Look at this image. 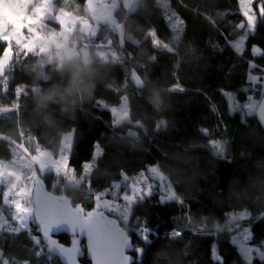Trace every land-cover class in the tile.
I'll return each mask as SVG.
<instances>
[{
    "label": "trees",
    "instance_id": "16d2710c",
    "mask_svg": "<svg viewBox=\"0 0 264 264\" xmlns=\"http://www.w3.org/2000/svg\"><path fill=\"white\" fill-rule=\"evenodd\" d=\"M36 1L39 4L41 0H35L33 7L38 5ZM56 1L77 15H89L85 7L88 0ZM170 3L184 18L183 29H173L159 0H138L133 10L125 5L116 9L126 33L139 43L121 39L109 22H102L90 37V46L81 43L79 49L87 47L89 51L91 47L96 52L100 45L113 47L120 59H104L98 54L103 63L93 64L98 69L94 88L68 101L60 102L57 97L56 102H37L34 85L41 92L50 88L62 91L69 82L70 73L54 63H37L46 60L47 54L17 51L7 67L0 65V109L19 105L0 111V160L11 161L13 145L24 144L30 160L22 167V182L26 168L32 167L33 177L43 176L52 187L55 170L48 167L38 172L41 152L47 151L49 161H59L62 136L75 129L71 162L81 183L56 191L66 192L75 203L91 209L93 196L115 183L120 184L114 189L116 194L130 193L140 172L145 175V186L158 185L152 188L151 196L145 194L142 202L133 206L129 223L123 222L136 247L144 249L141 264H264V256L255 254L253 257L259 258L249 260L234 241L240 230L250 228L249 244L264 250V127L256 110L246 114L231 111L225 95L231 91L241 101L247 102L249 97L261 100L264 89H245L249 87L251 61L256 65L253 74H264V55L252 54L253 45L264 52V17L249 33L241 56L229 43L247 31L239 27L245 18L238 0ZM151 30L169 47L154 45ZM4 47L5 42L0 41V51ZM17 87L22 89L19 96ZM125 94L130 100L131 120L116 123L111 108L101 100L120 104ZM134 121H141V125ZM97 142L102 146V157L82 174V164L91 160ZM218 148L222 155L217 154ZM37 156L40 159H34ZM157 164L174 184L178 199L158 202L164 193L162 185L147 171ZM32 196L33 191L24 203ZM247 209L249 216L230 219L231 212ZM13 211L11 205L0 203V248L8 264H49V260L64 264L57 255H49L33 213L25 231L10 222ZM137 217L147 220L152 229L150 245L134 234ZM173 231L182 235L173 237ZM59 237L65 243L71 238L67 233ZM82 260L91 264L87 257Z\"/></svg>",
    "mask_w": 264,
    "mask_h": 264
},
{
    "label": "snow or ice",
    "instance_id": "6c2138e0",
    "mask_svg": "<svg viewBox=\"0 0 264 264\" xmlns=\"http://www.w3.org/2000/svg\"><path fill=\"white\" fill-rule=\"evenodd\" d=\"M238 3L241 8L242 15L247 21L249 32H254L257 26V21L264 17V0H238ZM255 5V7H253ZM45 15V8L42 5L41 7L37 8L35 10V15L28 14L26 12H21L17 15H14L10 17V22L13 24V26L16 28V31L23 35L24 29L27 27L29 28L33 35L30 39H28L27 43H24L23 40L19 39V37L16 38L17 45L20 46L21 50H29L36 46V42L40 40L41 33L37 28L32 27L34 24H39L40 21L43 19ZM61 24L62 26H67V21L63 18H61ZM244 21H242L239 25L240 28H244ZM175 28L176 25H173ZM153 37H155V32L153 31L150 33ZM248 39V35H242L235 41H229L231 47L234 49V51L241 55L246 50V41ZM0 41L5 42V47L3 51H0V65L7 66L11 62V58L16 55V49L13 47V35H2L0 34ZM154 45H158L160 41L158 39L153 40ZM165 48H167V45H164ZM252 54L253 56L257 55H264V52L261 51V49L255 45L252 46ZM155 59V58H153ZM256 67L254 61L250 62L249 68L247 74V80L249 81L247 87L245 89L246 92L249 90L255 91L257 88L264 89V74H253V69ZM262 72H264V66H261ZM2 74V73H0ZM134 79L137 80L138 83H140V79L138 76L134 75ZM3 89L7 90V84L5 83L3 85ZM22 92V89L17 87L16 89V95L19 96ZM226 100L230 99L232 100L233 97L230 94H225ZM251 99V97H249ZM126 100V98H125ZM19 105H9L6 106L4 109H0V111H8L12 110L13 108H18ZM126 108V102L125 106ZM241 105L239 104H233L231 107V111H236L239 109ZM111 113L113 115H116V109H111ZM129 115L128 111L125 110L122 112L121 115H119V119H124ZM118 122V120H117ZM207 132V130H204ZM129 135H135L134 133H130ZM67 141L66 147L69 149L72 147V137H66ZM217 154L222 155L223 150L218 148ZM44 155L41 153V156ZM102 157V150L99 147V143L97 142L94 145V151L93 156L89 162H84L81 167V173L84 174L88 171L91 163H96L98 158ZM34 159H40L39 156L34 157ZM57 169H64L68 170L71 166V171L75 172V167L72 166L71 162V156L65 157L63 160L60 161H53L52 162ZM43 167V164L41 165ZM147 171L152 174L153 177L156 178L157 181L161 180L162 178L158 175L157 168L156 167H150L147 168ZM16 177V181L7 189H5L3 194V202L5 204L11 205L13 208V213H11V223L12 224H18L22 227L23 230L27 231V228L24 227V225L27 223V221L30 219L33 209L29 206H27L24 203V198L26 196H30L31 189L28 187H19V180L22 179V177L15 172L11 168H5L3 166H0V177H3L4 175ZM144 173H140L139 179H133V187L131 188V194H116L114 192V189L120 188L119 183L113 184L109 189L107 190H101L98 194L93 196V211L89 212L87 214L88 221L81 225V228L87 229V236L81 237L86 241V247L89 249V255L90 258H94V264H141L142 257L144 254V249L137 248L136 246L132 245L131 240H125L123 242H117L111 233V228L109 227V222L106 221V218L104 216V213L102 211H99L101 208L108 210L113 213H119L125 221H127L130 218V207L134 206L138 202H142L145 194L147 196H151L152 194V188L156 187L158 185L156 184H148L145 186L144 184ZM125 181H128L126 178H124ZM90 185V181H89ZM14 195L15 198L9 199ZM111 196V199H105V197ZM103 197V199H102ZM122 201L121 202H118ZM176 200V194L174 192H169L167 197L161 196L159 199V203H164L168 201H174ZM124 205H127L125 207ZM83 211V206L79 205L77 206L76 210L73 211L72 209L68 208L67 206L61 207L60 205H57L55 208H52L49 206L47 202H45L41 209L37 211V217L41 220H43L44 214L46 213H56L59 212L69 218L72 221H75L77 219V214L79 212ZM95 217V219H92ZM136 229H135V235L142 240L146 245H150L152 243V240L149 239L150 236L153 235L151 227H149V224L147 220L141 219L139 217L136 218ZM249 235L245 236V239H251V230L249 228ZM51 235H55L54 233ZM51 235L47 233V231H41L40 233V239L42 240H50L52 245H60V242L58 239H51ZM171 235L173 237L182 235V232L173 231L171 232ZM31 238V237H30ZM35 243V241H34ZM78 242L73 241L71 238L69 239V243L66 246H61L60 251L66 254H69V264H78V259L80 258L77 253L81 251L82 249L77 247ZM127 245V247L125 246ZM39 247V245H38ZM131 250L132 252L136 253V258L133 259L131 257H127L125 253L127 251ZM241 250L251 254L253 252V249L251 247L244 249V246L241 245ZM49 251L51 249L49 248ZM39 255V253H38ZM252 259H257L259 257H250ZM0 264H7V262H0ZM29 264L31 262L29 261ZM49 264H51V260H49Z\"/></svg>",
    "mask_w": 264,
    "mask_h": 264
},
{
    "label": "crops",
    "instance_id": "0c3cea01",
    "mask_svg": "<svg viewBox=\"0 0 264 264\" xmlns=\"http://www.w3.org/2000/svg\"><path fill=\"white\" fill-rule=\"evenodd\" d=\"M35 0H0V34L2 35H13V47L17 51L21 52L20 46L16 43V38L23 40L24 43L28 42L33 35L32 31L29 28L24 29L23 35H20L13 24L10 22V17L17 15L21 12H26L31 15H35V10L42 5L45 8V15L39 24H34L32 27L37 28L41 33V39L36 42V46L32 49L25 51H32L47 54L49 52H55L56 55H62L71 57L73 55L79 54V45L84 43L87 46H90L89 40L90 37L94 36L97 32V27L103 21L100 19L99 15L96 14L101 13L106 8L110 10L112 7L115 10V6H119V2L115 0H88L86 4L87 11L89 13V17L92 19L94 17L97 18V22H93L91 19H86L82 21L84 16L77 15L65 4H58L56 0H41L37 6L33 7V3ZM121 5L126 6V0H121ZM128 8V7H127ZM116 11V10H115ZM61 18L67 21V26L64 27L61 24ZM72 22V23H71ZM75 22V23H73ZM71 32L73 34H71ZM82 32V33H80ZM80 34V41L77 39L76 44L72 45L70 49H63V45L68 44L69 38L75 34ZM83 34V35H82ZM128 33H126V38H129ZM76 36V35H75ZM79 38V37H78ZM12 59V58H11ZM14 151L15 156L12 157L11 161L0 160V166L5 168H11L15 171V169H19L20 173H18L22 177V167L25 163H28L30 160V155L28 150L26 149L24 144H15ZM44 155L41 156L43 167L41 166L39 173L45 172L43 169H47L51 167L57 173V168L55 169V165L52 163L53 161L48 158L47 151L41 152ZM41 164V165H42ZM37 175V174H36ZM16 177L7 176L6 174L3 177H0V203L3 202V194L5 189L9 188ZM36 180V177H35ZM23 187L22 179L19 180V185ZM15 198L14 195L9 199Z\"/></svg>",
    "mask_w": 264,
    "mask_h": 264
},
{
    "label": "rangeland",
    "instance_id": "374dc122",
    "mask_svg": "<svg viewBox=\"0 0 264 264\" xmlns=\"http://www.w3.org/2000/svg\"><path fill=\"white\" fill-rule=\"evenodd\" d=\"M115 1L116 2L118 1L119 2V4H118L119 6L122 3L121 0H115ZM137 4H138V0H127L126 7H128V10H133L137 6ZM159 4L162 5V7L164 8L165 13L167 15V18L169 20L170 25L172 27H173V25H176V27L175 28L173 27V29H175L176 31L179 30V29H183L184 26H185V20L173 8V6L170 3V0H159ZM119 6H115V7H119ZM253 7H255V5H253ZM116 9L117 8H115V10ZM115 10H113L112 7H110V10L109 9L107 10V8H106L104 11H102L101 13H98L96 15L97 16L103 15V16H99L100 19H102L105 22H109L115 28V30L117 32H119L120 38L123 39V38L126 37V30L124 28L123 21L120 20L117 17ZM86 19L88 20V19H91V18L89 16H84V18L82 19V21H85ZM91 20H93L92 24L94 22H97V18L96 17L92 18ZM258 22H259V20L257 21V24H258ZM73 23H75V22H73ZM244 25H245L244 27L247 28V31H246V33L244 35H249L250 32H249V29H248V25H247L246 19L244 20ZM99 29H100V25H98V27H97V30L98 31H99ZM153 31L156 34L155 37L152 36L153 39H158L160 41V43L157 46L162 47V48H165L164 45H167V43L164 40H162V39H160L158 37V35H157V33H156L155 30H151L150 33H152ZM80 33H82V32H80ZM71 34H73V33L71 32ZM128 34L129 35H127V36H129V38L131 40L136 41L137 43H139V41L131 33H128ZM75 35H76V37H79L78 40L80 41L81 40L80 39V34L77 33ZM90 43L91 44H94L92 41ZM95 43L98 44L97 42H95ZM100 46L101 47H97L96 53H98L100 56H102V58H104V59H115V60L120 59V56L118 55V52H116V49H114L113 47L111 49H106L103 45H100ZM255 46L259 47L262 50V48L260 46H258V45H255ZM70 47L71 46H69V44L63 45V49H65V50L66 49H70ZM167 47H169V46L167 45ZM86 49H87V47H82L80 49L78 48V50H80V51L81 50L86 51ZM88 50H91L92 51V48L89 47ZM111 52H114V55L113 56H110L109 55ZM60 57H61V59H63L62 55H60ZM7 66H3L2 65L3 68H5ZM135 74H136V72H135ZM140 82H141V79H140ZM226 94H230L233 97L232 100L229 99L230 100L231 107H232L233 104H239V105H241V107L239 109H237V110L241 111L244 114H246V113H248L250 111L256 110L257 109V106H258V104L260 102V100H257L256 98H251L247 102L241 101V100H239L237 98L236 94L234 92H231V91H226ZM125 98H126V100H125ZM101 101L103 102V104L105 106H107V107H109L111 109H116V115H115V117H116V123H121V122H123L125 120H131V107H130V100H129L128 94H125L124 95L123 100H122V102L120 104H111L110 102H108L105 99H102ZM125 102H126V108L124 107L125 106ZM125 110L128 111L129 115L126 118H124V119H119V115H121L122 112L125 111ZM117 120H118V122H117ZM134 122L137 125H141V121H134ZM132 131L134 132V131H136V129H133ZM75 135H76V130L75 129L72 130V131H68V132H66V133L63 134V136H62V142H61V146H60L61 147L60 148L61 149L60 150V154L57 156V158H59V161L60 160H63L65 157H67L69 155L71 156L72 147L70 149L68 147H66L67 141H66L65 138L71 136L72 137V145H73V142H74V139H75ZM99 147L102 150L101 144H99ZM66 149L69 150V152H65ZM87 162H89V161H87ZM92 166H93V163L90 164V167H89L88 171L92 168ZM151 167H156L157 168L158 175L162 178L161 180H159L160 183H161V185H162V189L164 191V193L162 194V196H164L166 198L169 192H174L176 194V199H178L179 198V195H178V193H177V191H176V189L174 187V184L172 183V181L170 180V178L167 176V174L162 170L161 166L159 164H157V165H153ZM15 171H17L18 173H20L19 169H15ZM38 177H39V174L36 175V179ZM15 181L16 180H14V182ZM80 183H81V179L77 175L76 169H75V172L73 173L71 171V166H70V168L68 170H64V169L57 170L56 177H55V181L53 182L52 187H53V190H57L58 188H65V186L67 184L80 185ZM19 187H21V186H19ZM124 194H131V192L130 193L125 192ZM111 198L112 197H110V196L105 197V199H111ZM118 202H121L122 203V201H119V200H118ZM124 206L127 207V205H124ZM32 209H33V215H34V208H32ZM132 210H133V206L130 207V218L132 216ZM111 213H113V212H111ZM113 214L118 215L121 218V220L124 223H126V224H128L129 221H130V218L127 221H125L123 219V217L119 213H113ZM237 215H239L241 217H243V216H249L250 215V212H249L248 209L247 210L240 211L238 213L237 212H231L230 219L236 218ZM25 225L28 226L29 225V222L27 221V223ZM248 230H249L248 228H244L243 230H240V232L234 236V241H236L237 243H239L240 244V247H241V245H243L244 246V249H247L249 247H251L253 249V252L251 254H248V253H246V252L243 251V253L246 255V257L249 260H252V258H250V257H253L255 254L264 256V250L261 247H259V246H251L249 244V239H245V236L249 235V231ZM182 245L183 244H181L180 246H182ZM216 254L218 255V251H216ZM3 257H4L3 251L0 248V258H3ZM3 262H7V264L9 263L7 258H5V261H3Z\"/></svg>",
    "mask_w": 264,
    "mask_h": 264
},
{
    "label": "water",
    "instance_id": "95a60500",
    "mask_svg": "<svg viewBox=\"0 0 264 264\" xmlns=\"http://www.w3.org/2000/svg\"><path fill=\"white\" fill-rule=\"evenodd\" d=\"M256 115L264 127V94L257 106ZM33 200H34V218L37 224V229L39 233L41 231H47V233L55 234L51 235V239H58L60 245H52L50 240H43L46 244L47 249H51L50 252H53L57 255L64 264H69L68 256L69 254L63 253L60 251L61 246H67L68 243H65L61 240L59 235L61 233H67L71 236L73 241H77V247L82 249L77 253L79 255L78 264H84L83 258L87 257L91 264H94V258H90L89 249L86 247V241L81 238L87 236V229L81 228V225L88 221L87 214L93 211V208H87L82 203H75L73 198L69 196L66 192H58L53 190L48 181L43 177L39 176L35 181V186L33 189ZM47 202L50 207L55 208L57 205L61 207L67 206L73 211L76 210L77 206L82 205L83 211L77 214V219L75 221L70 220L63 214L56 213H46L44 214L43 220L37 217V211H39L42 205ZM99 211L104 213L106 221L109 222V227L111 228V233L113 238L117 242H123L125 240L130 239L132 245H135L134 237L130 234L128 228L124 225L123 221L118 215H115L108 210L101 208ZM92 219H95L93 217ZM127 247V245H125ZM127 257H131L133 259L136 258L135 252L131 250L125 253ZM75 264V262H73Z\"/></svg>",
    "mask_w": 264,
    "mask_h": 264
},
{
    "label": "clouds",
    "instance_id": "9594fccd",
    "mask_svg": "<svg viewBox=\"0 0 264 264\" xmlns=\"http://www.w3.org/2000/svg\"><path fill=\"white\" fill-rule=\"evenodd\" d=\"M77 39L78 37L75 35L71 36L68 41L69 46L75 45ZM47 56L48 58L46 60H39L37 63L45 66L54 63L61 71L70 73L69 82L67 87L62 91L59 88H50L46 92H41L40 87L34 85L33 91L36 94L38 103H44L46 101L56 102L57 97H59L60 102H65L72 96H80L94 88L93 77L98 69L93 67V64L97 61L103 63V59L98 56V53L91 50H81L79 54L71 57L64 56L63 59H61V57L56 55L53 51L47 53ZM34 68L35 66H33V70Z\"/></svg>",
    "mask_w": 264,
    "mask_h": 264
},
{
    "label": "built area",
    "instance_id": "2783aa9c",
    "mask_svg": "<svg viewBox=\"0 0 264 264\" xmlns=\"http://www.w3.org/2000/svg\"><path fill=\"white\" fill-rule=\"evenodd\" d=\"M37 4H38V1L35 2V5H37ZM34 162L38 163V161H34ZM32 172H33L32 171V167H27L26 168V173H24V176H23V184H24V186H26L29 189H31V191H33L34 186H35V178L33 177ZM140 173H142V172H140ZM140 173H139V178H140ZM145 182L146 181H144V184H145ZM25 204L27 206L34 205L33 196L27 198V200L25 201ZM51 254H54V253L49 251V255H51Z\"/></svg>",
    "mask_w": 264,
    "mask_h": 264
}]
</instances>
